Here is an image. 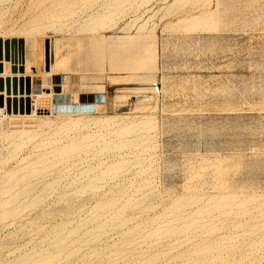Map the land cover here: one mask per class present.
Wrapping results in <instances>:
<instances>
[{
    "label": "rangeland",
    "instance_id": "obj_1",
    "mask_svg": "<svg viewBox=\"0 0 264 264\" xmlns=\"http://www.w3.org/2000/svg\"><path fill=\"white\" fill-rule=\"evenodd\" d=\"M102 3L111 15L86 19ZM17 35L18 71L36 40L32 71L50 73L52 40L58 71L10 79V94L0 77L7 115L32 111L33 99L13 97L22 92L58 105L99 89L107 103L56 111V126L0 111V264H182V235L143 239L179 224L165 216L172 203L223 192L245 209L264 202V0H0V73ZM95 45L134 61L92 69L82 57ZM110 116L123 117L118 132L91 125ZM68 120L90 124V137L61 129ZM112 163L122 168L104 174Z\"/></svg>",
    "mask_w": 264,
    "mask_h": 264
},
{
    "label": "bare ground",
    "instance_id": "obj_2",
    "mask_svg": "<svg viewBox=\"0 0 264 264\" xmlns=\"http://www.w3.org/2000/svg\"><path fill=\"white\" fill-rule=\"evenodd\" d=\"M119 1V0H115ZM106 4L102 3L100 8L95 13L86 15V19L91 21H98L100 19H106L110 16V13H106L104 8ZM39 22L40 19L35 20ZM104 27V23L99 25ZM99 27V28H100ZM94 32V31H92ZM32 33V31H31ZM41 33V32H40ZM24 34V33H21ZM95 34V32L93 33ZM92 34V35H93ZM97 35H101L98 34ZM13 37V48L11 51V60L2 61L4 65V72L0 73L2 78H10L20 80V78L26 77H42L46 75L56 74L57 68V48L54 40L51 41V70L50 73L46 71H32L34 62H38V55H35V45L38 40L33 42V47L27 48V59L25 63L24 71H18V66L15 62L18 60V43L19 38H24L23 35H17ZM97 41V40H96ZM97 45V43H96ZM93 52H85L82 59H85V64L90 65L92 69H102L105 66V56L99 52V47H96ZM68 58L71 57L69 48H67ZM131 56V57H130ZM134 55H125L124 64L129 67L133 63ZM128 58V59H126ZM43 62H46V56L43 57ZM34 74V75H33ZM112 83H119L118 80L112 78ZM6 99V92L0 93ZM13 97L19 100H26L27 98L33 99V109L31 112L24 113H6V106H2L0 111L4 116H8L11 119H17L22 122L34 123L37 127L41 125L55 124L51 121V116L58 111L59 113L70 114L72 108L70 104H58L55 105L52 101V94L42 91L39 94H30L28 92L18 93ZM101 106L98 108V112ZM74 110V109H73ZM84 114V108L81 109ZM41 114V115H40ZM123 119L121 116H110L105 119H97L91 125H94L98 132L107 131L110 133L118 132V123ZM61 129L67 130H80L83 132L84 137H90L92 133V126L87 123H83L81 120H68L60 123ZM56 126V124H55ZM111 169L104 170V174H109L118 171L122 168V164L112 163ZM16 183L15 181L11 183ZM10 185V186H11ZM205 196L203 194H195L187 198H182L175 201L167 210L165 216H173L175 221L179 224L170 228H159L156 232L146 234L144 241H152L157 237H168L175 235H182L181 242V257L183 258L182 264H264V202H259L257 207L253 210L245 209V199H241L232 192H223L215 196ZM255 198L252 197L251 200ZM117 202L116 199H110L103 203L99 208V211L106 210L110 205ZM243 209L239 212L240 208ZM170 211V212H169ZM100 214V213H99ZM162 214L160 217H162ZM125 213L123 210H119L116 217L123 218ZM104 224L99 227H103ZM130 246H134V242L128 243ZM124 252H120L119 259L123 258Z\"/></svg>",
    "mask_w": 264,
    "mask_h": 264
},
{
    "label": "crops",
    "instance_id": "obj_3",
    "mask_svg": "<svg viewBox=\"0 0 264 264\" xmlns=\"http://www.w3.org/2000/svg\"><path fill=\"white\" fill-rule=\"evenodd\" d=\"M100 51L102 49L100 48ZM105 56V66L104 70L106 73H111L113 71H116L118 69H123L124 67V55L122 52H120L117 48H111L109 46L105 47V52H103ZM85 96H90L91 99H84L82 102H75L71 103V108L74 110H81L84 108L85 111H90V112H98V108L106 106V94L105 92L95 89L92 92H88L86 94L85 92L83 93ZM83 99V98H82Z\"/></svg>",
    "mask_w": 264,
    "mask_h": 264
},
{
    "label": "water",
    "instance_id": "obj_4",
    "mask_svg": "<svg viewBox=\"0 0 264 264\" xmlns=\"http://www.w3.org/2000/svg\"><path fill=\"white\" fill-rule=\"evenodd\" d=\"M20 71L22 72L23 69L20 68ZM12 80V79H11ZM15 82V81H14ZM7 91L9 92V94L11 93V86H10V78H8L7 80ZM14 92H15V86H14ZM11 97V96H10ZM9 97V99L7 100V103H8V111L10 112L11 111V105H12V100L11 98Z\"/></svg>",
    "mask_w": 264,
    "mask_h": 264
}]
</instances>
